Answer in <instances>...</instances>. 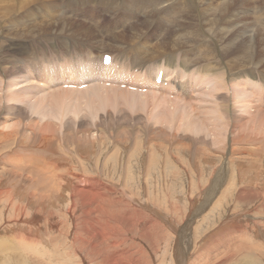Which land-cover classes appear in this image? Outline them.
<instances>
[{
	"label": "rangeland",
	"instance_id": "1",
	"mask_svg": "<svg viewBox=\"0 0 264 264\" xmlns=\"http://www.w3.org/2000/svg\"><path fill=\"white\" fill-rule=\"evenodd\" d=\"M221 1L200 0L194 7L187 8L188 0H0V61L6 49V52L15 53L9 65L2 63L0 66V96L14 91L11 84L18 80L22 84V76L30 71L35 70L34 74H39L30 66L31 56L52 51L56 44L62 45L58 38L68 36V33L72 36L74 27L63 30L61 25L76 23L88 28L92 31V41L87 42L94 50L99 48V52L104 47L98 38H107L109 31L115 35L124 33L126 40L132 39L134 43L147 46L155 40L168 38L177 23L197 22V13L202 9L209 10L207 19L217 20L221 14L217 8ZM118 4L120 7H116ZM152 9L154 13H150ZM113 10L117 11L115 17ZM241 10L239 18L223 13L219 21L229 25L235 20L227 28L232 32L236 29L244 32L242 39L247 45L251 44L250 41L258 42L260 46L255 53H261V56L258 65H252L248 61V55L251 56L248 49L245 66L240 69L247 83L245 102L236 106L234 96L220 97L231 106L225 111L228 113V125L217 122L215 126L219 133L215 129L208 131L203 124H196V128L186 126L189 120L192 126L193 122L190 117L184 120L186 114L180 111L171 113L169 109L154 117L156 111H162L159 104L154 113L149 110L143 112L129 96L104 92V89H97L98 92L89 89L84 93L85 87L81 91L58 92L56 86H40L41 90L27 101L23 99L24 102L20 97L18 101L8 99L6 102L0 97V264H264V194H260L264 192V103L256 106L259 94L264 98V0H244ZM88 15L97 16L99 26L103 25L101 33L93 27L91 18L86 20ZM148 18L150 22L142 26L140 23ZM173 18H176L174 22ZM115 21L120 24L118 29L112 28ZM133 25H141L145 30L138 39L128 32ZM199 28L198 21L192 33L199 32ZM72 37L75 38L74 47L82 48L79 37ZM201 43L194 44L197 58L206 53V49H201ZM68 47L69 51L78 52L71 43ZM225 60L227 58L223 57L217 63L212 58L213 70H225V74L229 70L236 71L233 66H228V62L225 66ZM37 64L42 68L41 62ZM184 65L191 68L190 74L187 72L189 76L184 92H192L193 87L195 93L192 97H195L202 85L195 86L190 75L198 72L203 78L210 79V69L207 62L198 66L191 59ZM173 66L167 64L169 68ZM179 73L182 75L181 69L176 78H179ZM226 76V82H229L233 75ZM255 86L257 90H254ZM58 93L67 97L61 103H55L53 99L58 97ZM172 100L177 103L181 100L178 103L181 106L188 102L181 97ZM39 102L40 109L37 110L35 105ZM249 104L256 106L255 109H247ZM236 108L240 114L232 111ZM214 117L205 116V123L209 120L207 127ZM239 117L244 118L239 121ZM177 118H182V122H177ZM232 118L237 121L233 122ZM235 123L241 125L236 136L245 140L232 155L228 149L230 145L236 147L232 142V133L238 129ZM42 133L48 139L42 141L39 138ZM1 140L10 144L4 145ZM222 145L224 151L220 149ZM14 154L23 159L20 167L11 163ZM40 155L53 160V163L57 161L55 172L62 177L53 182L49 178L51 173L41 168V163H32ZM26 165L35 166L40 174H34V168L29 173L28 168H31ZM77 171L86 175L83 177L102 174L107 178L105 181L119 185L115 187L117 191L109 194L110 202L104 205L106 213L113 217L109 223L99 220L97 224L85 227L79 220L84 216L81 211H74V217L80 216L78 220L70 218V188L75 179L81 177ZM66 172L74 174L70 177ZM40 186L45 190L39 191L40 196H37L34 191ZM253 191L257 195L259 192L261 197ZM119 202L121 208L117 207ZM124 203L128 206L123 209ZM114 219L117 233L122 234L124 241L121 238L101 241V236H106L110 225H114ZM123 219H128V224ZM147 219H150L148 230L143 227ZM75 233L81 239L80 244ZM214 236L216 238H212ZM233 239H241L242 244L236 247L239 250L233 248V252V249L222 248ZM225 255L226 261L222 259Z\"/></svg>",
	"mask_w": 264,
	"mask_h": 264
},
{
	"label": "bare ground",
	"instance_id": "2",
	"mask_svg": "<svg viewBox=\"0 0 264 264\" xmlns=\"http://www.w3.org/2000/svg\"><path fill=\"white\" fill-rule=\"evenodd\" d=\"M6 1V0H4ZM179 1V0H178ZM244 0H222L220 5H218L217 8H219L220 13H226L227 15H236L238 18L240 17V13L242 12V4H243ZM236 2L240 3L241 5H236ZM172 3V2H171ZM200 3V0H188L186 7L190 8V7H194L195 4ZM236 5V6H235ZM211 8V7H210ZM216 8V9H217ZM239 8V9H238ZM60 9V8H59ZM238 9V10H237ZM108 11V10H107ZM106 11V12H107ZM113 14L114 17L116 16L115 13L117 12L116 10H113ZM212 11V8L211 10ZM70 12V11H69ZM219 12V11H218ZM68 13V12H67ZM150 13H154V9L151 10ZM209 13L208 9H205L203 11L200 10L197 15V22L194 21H190V23L188 22H181V23H177L176 24V28L173 29L172 33H169V37L168 38H163L162 40H159L157 42V40H155L154 43H152L151 45H147L143 44L144 46H141L137 43H134L135 41H133L132 39H125V34L124 33H120L118 35H115L114 33H110L107 36V38H103V37H99L98 41L100 43H102L101 45L104 47L100 52L105 51V52H111V53H116L117 55H122V56H126L130 53L133 54L132 56V61L133 64L136 66H140L141 68H143L146 71L149 72H153L154 70H156L157 68H162L165 71V74L168 76H171L172 79L170 81V83L164 87L163 85L160 86H155L153 88L159 89V90H164L167 92H171V93H176L179 94L181 91H183L181 88H187V78L189 76H185V74L187 72L191 71V68L187 67L184 65V63L191 59L194 61V65H200L201 63H205L207 62L208 64V68L210 69L211 75H210V79L208 78H203V76L199 75L200 73H192L190 75V78L192 79V82L195 86H199L202 85L201 88L198 89V92H196V94H198L195 97H192V94H194L195 92H193V87L191 88L192 92H188L185 93L186 96L188 97L189 95L192 98H196V99H190V97L188 98V104L187 105H178V103H180L181 100H179V102L177 103V101L166 98L162 95H158V94H147V93H136V92H130L126 89H115V88H109L106 87L105 84H101L100 81L103 77L106 76V74L98 67L101 63V60H99V64H96L95 60H94V65L92 66V77H89L88 79H86L88 82H92V85H87V89H84L85 91H89V89L92 92H98L99 90L97 89H104V92L107 91H113V92H117L119 93V95H127L129 96L131 99L134 100L135 104L137 105L138 109L140 111H146L149 110L151 113H154V109L155 107H157V104H159L162 107V111L155 113V116H161L160 114L167 112L169 109L172 110L171 113H176L178 111L185 113L186 115L184 116V120H192L193 122V126L190 123V120L188 123H186V126H189L190 128H196V124L200 125L203 124V126H205V128H207L208 131L210 130H214L215 126H217V122L219 123H223L225 126L228 125V113L225 114V111H227L226 109L230 108V103L222 100L220 97H228V94H230V96H234V101L235 104H237L236 106H239L240 103L245 102V98H243L246 94V79L243 78V72H240V69L242 68V66H245V62H246V57H247V50L249 49V52L251 53V56L248 55V61L252 64V65H258L259 63V58L261 56L260 54L255 53V50H257L259 43L258 42H251V44L247 45V42H245L242 39V35L243 33L240 32V29H236L235 32H232L231 29L227 28V26H230L233 24V22H231L229 25H227L226 23H222L220 22V17L213 21L210 19H207V14ZM256 13V12H255ZM72 14V13H71ZM15 15V14H14ZM13 15V16H14ZM76 15V14H75ZM259 15V14H258ZM77 16V15H76ZM75 16V17H76ZM89 18H91L92 21V25L93 27L99 32H102L103 29V25L99 26V21H97V16H92V15H88V18L86 20H88ZM176 20V18H173L172 21L174 22ZM259 20V19H258ZM198 21L200 22V28H199V32H196L195 34L192 33V31H194L193 29L197 26ZM117 21L114 22V26H112V28L118 29L120 27V24L116 23ZM149 23L150 19H145L142 23H140L142 26H144L145 23ZM138 23V22H136ZM242 25L244 24L243 22H241ZM261 22H259L260 24ZM127 24V23H126ZM125 24V25H126ZM256 24V23H255ZM141 25L137 26V25H133V27L131 26L130 30L128 31L129 33H131L132 37H136V39H138L140 36H142V34L145 32V30L143 31L141 29ZM70 26L74 27V30H72V36L73 35H77L79 37V39L82 41V48H75L74 47V40L75 38L71 36L70 33H68L67 35H64L60 38H58L60 40V42L62 43L61 46L59 45H55L54 50L52 51H46L44 53H39V54H34L33 58H30V61L32 62V65L34 68L37 69V71L39 72L38 75L34 74L35 70L30 71V73H27L26 75L22 76V84H20L19 80L18 82L12 83L11 86H13L12 89H14V91H10L8 93H2L1 97V101H9L11 99H15V101H18L19 97L21 99L22 102H24L23 99H25L26 101L28 100V98L34 94L35 92H39L41 90L40 86H46V87H54L57 88L58 92L59 91H65V90H76L73 88H65L64 85V79H62L60 77V75H57V73L51 69L50 64L49 63H53L56 67L61 68V67H65V63L60 62V59L57 58V53H59L60 51H64V50H69V43H71V46L75 49L80 51V59L85 60L88 59L89 57L93 56L94 54H96L99 50L98 49H93L92 47H90L89 43L87 41H92L90 40V38L92 37V31H90L88 28L86 27H82L79 24H64L61 25L60 27L63 30L68 29ZM216 26L214 29L213 27ZM236 26V25H235ZM239 26V25H238ZM253 28H255L252 25ZM260 27V26H259ZM144 28V27H143ZM231 28V27H230ZM145 29V28H144ZM245 29V28H244ZM249 30V29H248ZM264 31V30H263ZM260 32V31H259ZM224 33V34H223ZM245 34V33H244ZM256 34V33H255ZM14 35V34H13ZM254 35V33L252 34ZM129 36V35H128ZM198 37V38H197ZM257 38V36H254ZM133 38V39H134ZM172 39V40H171ZM251 39V38H250ZM261 39V38H260ZM249 40V38H248ZM256 40V39H255ZM254 40V41H255ZM96 44H98L97 40H94ZM198 42H202L201 43V49L205 50L206 49V53L199 56L197 58L196 56V49H195V45ZM114 43V44H113ZM135 45V47L131 48L128 47V45ZM208 45V46H207ZM10 49H12V47L10 45H8ZM145 47V48H144ZM71 49V48H70ZM118 49L120 51H118ZM7 50V49H6ZM5 50V56L3 57V59L0 61V66L2 65V63H5L7 65H9L10 60L13 58V55L15 53L13 52H6ZM261 50V49H260ZM84 52V53H83ZM233 52L232 56L230 57V54ZM224 53H226V56H222L224 55ZM223 57H226L227 60H225V66L227 65L228 62V66H233L234 69L236 71H232L228 74H225V70L223 71H215L213 70L211 64H210V60L212 58L216 59V62L219 63L220 59H222ZM236 58V59H235ZM100 59H103V57H101ZM41 62L42 68L39 64H37V62ZM89 65L91 64L90 62L86 61ZM86 62H84L82 65H85ZM17 63V62H16ZM167 64L169 66H175L176 64L179 65V70L181 69L182 71V75L181 73H179L180 76H178L179 78H176L177 74H178V70L175 72V74L173 73V67L169 68L167 67ZM165 67H163V66ZM131 66V65H130ZM161 66V67H160ZM197 66V67H198ZM53 67V65H52ZM195 67V66H194ZM5 68H7V66L5 65ZM8 69V68H7ZM130 68H128L129 70ZM119 70V69H118ZM0 71H1V67H0ZM4 71V70H3ZM120 71V70H119ZM121 72V71H120ZM153 74V73H152ZM157 73H155L154 75H156ZM195 74H197V77H195ZM231 77V79H229L230 84H228L229 82H226V78L227 76ZM76 76L77 77H82V73L80 71L76 72ZM183 77L185 78V80L183 79ZM2 78V76H1ZM40 78V79H39ZM182 79V83L180 80ZM3 80H5V78H3ZM232 80V81H230ZM262 85H264V79H262ZM15 81V80H12ZM35 83V84H33ZM252 83V82H251ZM8 84V83H7ZM6 84V85H7ZM261 84V83H260ZM256 85V84H255ZM30 86V87H28ZM208 86V87H207ZM248 86L250 87V83L248 84ZM8 87V86H7ZM84 90H82L84 92ZM254 90H257L256 86L254 88ZM260 90V88L258 89ZM262 90V88H261ZM81 91V90H80ZM252 91V90H251ZM49 93V92H48ZM54 93V92H53ZM63 93V92H62ZM85 93V92H84ZM223 93V94H222ZM64 94V93H63ZM195 94V95H196ZM56 95V94H55ZM80 95H82L80 93ZM149 95V96H148ZM44 96V95H43ZM140 96V97H138ZM7 97V98H6ZM50 97V96H49ZM42 98V97H41ZM66 96H60L58 93V97L53 98L55 103H61L63 102L64 99H66ZM115 98V96H114ZM9 99V100H8ZM221 99V100H220ZM40 100V99H39ZM52 101V100H51ZM225 101V102H222ZM3 102V103H4ZM43 102V101H42ZM264 103V98L261 97V94H259V101H256V106L260 103ZM34 104V103H33ZM40 102L35 105L37 110L40 109ZM166 105L167 107L163 108V105ZM32 105V104H31ZM62 105V104H61ZM34 106V105H33ZM50 106V104H49ZM59 106V105H58ZM254 105L249 104L247 109H255ZM42 107V106H41ZM259 107V106H258ZM50 109V108H49ZM157 109V108H156ZM35 110V109H34ZM236 110L235 114H240L239 109H232V111ZM57 111V110H56ZM193 112L194 115L191 113V115L189 114V112ZM53 112V111H52ZM60 112V110H59ZM63 113V112H62ZM212 116H209V115ZM216 115L215 117L213 116ZM62 115V114H61ZM64 115V114H63ZM169 114H167L166 116H168ZM208 117H214L213 120H210V124H212V126H210V124L208 125V127L206 126V124L209 122V120L207 121V123H205L204 119L205 116ZM260 115V114H259ZM233 116V113H232ZM243 116V115H242ZM30 117V116H29ZM62 117V116H60ZM167 118V117H166ZM244 118V117H243ZM243 118L239 117V121H241ZM171 119V118H169ZM179 119V118H177ZM223 120V121H222ZM19 121V120H18ZM233 122H236L237 120L232 118ZM21 122V121H20ZM169 121H167L168 123ZM177 122L181 123L182 122V118H180ZM243 122V121H242ZM241 122V125H242ZM14 122H12L13 124ZM236 124V123H235ZM4 125V124H3ZM6 125V124H5ZM9 125V124H8ZM241 125L237 126L238 129H236L235 132L232 133L233 137H232V142L235 143L236 147L230 145L229 146V151L232 152V155H235V148L237 147H241L244 143L245 138H238L236 136V134L238 132H240L241 130ZM184 126V125H183ZM3 127V126H2ZM7 127V125L5 126ZM3 127V128H5ZM11 127V126H8ZM255 127V126H254ZM253 127V128H254ZM4 130V129H3ZM199 131V129H198ZM220 131V130H219ZM219 131L217 129H215V132L219 133ZM210 134V133H209ZM2 135V134H1ZM0 135V136H1ZM7 136L10 135L9 132L6 133ZM34 135L38 136L37 133H34ZM3 137H5V133L3 135ZM41 140H45L48 139L43 133L40 135ZM2 139V136H1ZM3 141V140H1ZM73 141V140H72ZM80 141V140H79ZM263 141V140H262ZM27 142V141H26ZM81 142V141H80ZM4 145H6L7 143H9V141H3ZM40 143V142H39ZM77 143V142H76ZM92 144V143H91ZM35 145V144H34ZM39 146V144H38ZM226 147V146H225ZM262 147V146H261ZM38 148V147H37ZM41 148V147H40ZM42 148H43V144H42ZM45 148V147H44ZM220 149H222L223 151L225 150L223 145L222 147L220 146ZM261 149V148H260ZM41 150V149H40ZM256 151V150H254ZM42 153V151H40ZM253 152V151H252ZM260 153V152H258ZM262 154L260 153V156ZM9 156V155H8ZM37 156V155H35ZM41 156V155H40ZM5 158V157H4ZM261 158V157H260ZM12 164H16V166L20 167L21 163L23 162V159H19V156L17 154H14L12 157ZM31 159V158H30ZM32 160V159H31ZM30 160V161H31ZM14 161V162H13ZM35 162H39L41 163V168L45 169L46 172H49L51 174H49V178H51V180L54 182V180L56 179V181L58 180V178L62 177L60 174L55 172V169L57 168L58 164L57 161H55L53 163V160L48 159L47 157L41 156V157H36L33 159L32 163ZM13 164V165H14ZM27 164V163H26ZM40 165V164H39ZM6 167V166H5ZM26 167H30L31 169L28 168L29 173L31 171L34 172V174H40V172L37 170V168L34 166H30V165H26ZM34 168V169H33ZM33 169V170H32ZM44 170V171H45ZM66 170V169H64ZM43 171V170H42ZM68 171V170H67ZM15 172V171H14ZM32 173V172H31ZM70 175L68 176H72V174H74V172H66ZM77 173L79 175H81L80 178L75 179V181L72 183L73 185L70 188V192H71V202L72 205L70 208H72V213L70 214V218L72 220L77 219L78 217H74L73 215L75 214L74 211H77L78 213H80V211L84 214L83 217H80L79 220H81L80 222L82 223V225H84L85 227L89 226V225H95L100 221H104L107 223H109L108 221L113 220V217L109 214L106 213V211L104 210V205H107L106 202L109 201V194L113 193L115 191H117L116 189L118 188V184L112 183L110 180L108 184L107 178H104L102 176V174L98 175H94L93 176H88V177H83L86 176L81 172ZM105 173V172H104ZM16 175V172H15ZM44 175V174H43ZM37 176V175H35ZM42 176V175H41ZM46 176V175H45ZM66 176V175H65ZM78 175L75 176V178ZM130 176V175H129ZM192 176V175H191ZM29 177V176H28ZM48 177V176H47ZM104 179V180H103ZM230 179V178H229ZM42 181V180H41ZM44 182V181H43ZM48 182V181H47ZM115 182V181H114ZM252 182V179L251 181ZM45 183V182H44ZM48 184H50V182H48ZM54 184V183H53ZM145 184V183H144ZM36 185V184H34ZM42 185H44L42 183ZM38 186V185H37ZM46 186V184H45ZM48 186V185H47ZM50 186V185H49ZM48 186V187H49ZM160 186V185H159ZM261 186V185H260ZM263 186V185H262ZM67 187V186H66ZM117 187V188H115ZM121 187V186H120ZM249 187V186H248ZM256 187V186H255ZM253 187V189L255 188ZM53 188V187H52ZM56 188H58L56 186ZM227 188V187H226ZM251 188V187H250ZM249 188V189H250ZM258 188V187H257ZM263 188V187H262ZM260 189L261 191L263 189ZM45 190V188H43L42 186H40L39 189H36L34 191V193L37 196H40V193H42V191ZM48 190V189H46ZM57 190V189H56ZM122 190V189H121ZM240 190V189H239ZM259 190V189H258ZM256 190V191H258ZM229 191V189H228ZM232 191V190H231ZM242 191V190H240ZM69 192V191H68ZM235 192V191H234ZM245 192V191H244ZM255 192V191H253ZM229 193V192H228ZM252 193V192H251ZM264 194V192H260V194ZM243 194H247V193H243ZM255 194L257 195V193L255 192ZM258 192V195H260ZM48 195V194H47ZM167 195V194H166ZM235 195V194H234ZM248 195H250V193H248ZM252 195V194H251ZM255 195V196H256ZM257 195V197H259ZM44 196V195H43ZM224 196V195H222ZM227 196V195H225ZM229 196V195H228ZM227 196V198H229ZM247 196V195H246ZM254 196V194H253ZM51 197V196H50ZM232 197V196H231ZM236 197V196H234ZM248 197V196H247ZM246 197V198H247ZM252 197V196H251ZM257 197H255L257 199ZM261 197V195H260ZM41 198V197H40ZM52 199V198H51ZM180 199V197H179ZM222 199V197H221ZM230 199V198H229ZM237 199V198H236ZM244 199V198H243ZM219 200V199H218ZM224 200V198H223ZM240 200V199H238ZM251 200V199H250ZM182 201V200H181ZM221 201V200H219ZM228 201V200H227ZM243 201V200H240ZM66 202V201H65ZM110 202V201H109ZM114 202V201H113ZM117 202V201H115ZM222 202V201H221ZM220 202V203H221ZM68 203V202H67ZM70 203V202H69ZM106 203V204H105ZM112 203V202H111ZM218 203V202H217ZM119 205L117 206L118 208H121V202L118 203ZM123 204V203H122ZM125 204V203H124ZM109 205V204H108ZM113 205V204H112ZM128 206V205H123V209ZM214 206V205H213ZM219 206V205H218ZM216 206V207H218ZM114 206H112L113 208ZM106 208V207H105ZM111 208V206H110ZM109 209V208H108ZM213 209V208H212ZM210 209V210H212ZM216 209V208H215ZM34 210L39 211V208H35ZM110 210V209H109ZM115 210V209H114ZM119 211V210H118ZM122 211V210H121ZM175 211V210H174ZM70 212V211H67ZM128 212V211H127ZM59 213V212H58ZM66 213V211H65ZM109 213V212H108ZM112 213V212H111ZM125 213V212H124ZM49 214V213H48ZM64 214V213H63ZM68 214V216H69ZM126 214V213H125ZM130 214V212H129ZM52 216V215H51ZM107 216V217H106ZM127 216V215H126ZM135 216V215H134ZM42 217V216H41ZM47 218L49 216H46ZM61 217V216H60ZM152 217V216H151ZM54 218V217H53ZM63 218V217H62ZM134 218V217H133ZM150 218V217H149ZM35 219V218H34ZM50 219V218H49ZM64 219V218H63ZM62 219V220H63ZM152 219V218H151ZM40 220V219H39ZM60 220V219H58ZM115 220V219H114ZM125 221V219H123ZM128 220V219H127ZM127 220L125 221L126 224H128ZM47 221V220H45ZM65 221V219H64ZM76 221V220H75ZM48 222V221H47ZM50 222V221H49ZM59 223V221H56ZM114 222V221H112ZM135 222V221H134ZM144 222V221H143ZM150 222V219L147 221H145V225H143V227L146 228V230H148V226L147 224ZM152 222V221H151ZM154 222V221H153ZM152 222V223H153ZM58 223H54L56 224L55 226H58ZM65 223V222H64ZM111 223V222H110ZM130 223V222H129ZM151 223V225H152ZM158 223V222H157ZM50 224V223H49ZM61 224V223H60ZM104 224V223H103ZM112 224V223H111ZM135 224V223H134ZM130 225V224H129ZM137 225H139V222L137 223ZM155 225V224H153ZM223 225V224H222ZM64 226V225H63ZM61 226V227H63ZM132 226V225H131ZM60 227V226H59ZM119 227V226H118ZM58 228V227H57ZM56 228V229H57ZM42 229V228H41ZM51 229V228H50ZM52 229H54V227H52ZM61 229V228H60ZM143 229V228H142ZM141 229V230H142ZM219 229V228H218ZM62 230V229H61ZM117 228H116V220L114 225H110L109 230L106 233V236H101V241L103 239H114V238H121L122 234H118L117 233ZM133 230V229H132ZM43 231V230H42ZM58 231V230H56ZM208 231V230H207ZM59 232V231H58ZM72 232V231H71ZM202 232V231H201ZM229 232V231H228ZM245 233V232H244ZM61 235V233H60ZM148 236V235H147ZM216 236V235H215ZM212 237V238H216V237ZM223 236V235H222ZM235 236V235H234ZM245 237V235H244ZM83 238V237H82ZM99 238V237H98ZM149 238V236H148ZM71 239V238H70ZM75 239L76 241L78 240L79 244L81 243V239L79 236L76 235L75 233ZM74 239V240H75ZM100 239V238H99ZM98 239V240H99ZM218 239V238H217ZM242 239V238H241ZM240 239V240H241ZM254 239V238H252ZM240 240H229L228 242H226L225 246H222L223 249L225 250H231L233 248H236L238 246V244L240 243ZM244 239H242L241 241H243ZM248 240V239H247ZM251 240V239H250ZM93 241V240H92ZM124 241V239H123ZM87 242V241H86ZM248 242V241H247ZM250 242V241H249ZM212 243V242H211ZM215 243V242H214ZM255 243V241H254ZM73 244V243H72ZM76 244V243H75ZM74 244V245H75ZM78 244V243H77ZM84 244V243H83ZM88 244V243H86ZM92 244H95L92 242ZM219 244V243H218ZM223 244V243H222ZM242 243H240L241 245ZM244 244V242H243ZM248 245V243H246ZM250 244V243H249ZM257 244V243H255ZM259 244V243H258ZM89 245V244H88ZM91 245V244H90ZM137 245V244H136ZM86 246V245H85ZM112 246V245H111ZM251 246V245H250ZM259 246V245H258ZM92 247V246H91ZM98 247V246H95ZM94 247V248H95ZM113 247V246H112ZM116 247V246H115ZM240 247V246H239ZM243 247V246H242ZM247 246H245L244 248H246ZM252 247V246H251ZM84 248V247H83ZM88 248V246H87ZM99 248V247H98ZM101 248V247H100ZM99 248V249H100ZM138 248V247H137ZM254 248V247H253ZM256 248V247H255ZM261 248V247H260ZM102 249V248H101ZM131 249V248H130ZM242 249V248H241ZM241 249H240V254H241ZM251 249V248H249ZM262 249V248H261ZM139 250V249H138ZM236 250H239V248ZM243 250V249H242ZM259 250V249H258ZM85 251V250H84ZM101 251V250H99ZM234 252V249L232 250ZM231 251V252H232ZM244 252H246L245 250H243ZM256 252V251H255ZM260 252V250H259ZM13 253V252H12ZM55 253V252H54ZM85 253V252H84ZM90 253V252H89ZM138 253V252H137ZM230 253V252H229ZM243 253V252H242ZM101 254V253H100ZM234 254V253H233ZM231 254V255H233ZM227 255V254H226ZM226 255L225 258H222L224 261H226ZM230 255V254H229ZM17 256V255H16ZM53 256V255H52ZM219 256V254H218ZM222 256H224L222 254ZM228 256V255H227ZM106 257V256H105ZM215 257V255H214ZM221 257V256H220ZM219 257V258H220ZM15 258V257H14ZM119 258V257H118ZM114 259V258H113ZM221 259V258H220ZM229 259V258H228ZM233 259V258H232ZM214 260H219V259H215ZM106 261V260H105ZM231 261V260H230ZM229 261V262H230ZM218 262V261H216Z\"/></svg>",
	"mask_w": 264,
	"mask_h": 264
}]
</instances>
